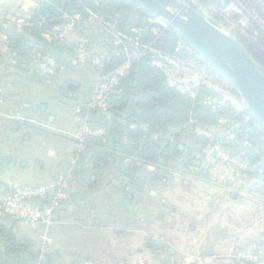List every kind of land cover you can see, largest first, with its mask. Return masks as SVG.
<instances>
[{
	"label": "rangeland",
	"instance_id": "1",
	"mask_svg": "<svg viewBox=\"0 0 264 264\" xmlns=\"http://www.w3.org/2000/svg\"><path fill=\"white\" fill-rule=\"evenodd\" d=\"M50 1L0 2V179L5 180V176L11 179L10 184L8 183L10 187L3 184L9 190L1 187L0 190L11 193L15 188L37 189L52 185L55 181H67L65 184L62 182L66 198L55 210L49 226L41 221L23 220L17 215L11 218L16 220L17 230L34 241L33 249L38 253L40 264H112L105 254L101 258L92 257L82 245L87 240L86 246L89 248L90 239L94 237V230L89 229V222L96 216L93 204H99V209L106 206V188L112 186L109 183V166L105 165L97 171L89 162L95 153L92 147L95 138L88 135L83 144L82 140H77V134L83 130L85 120H89L83 108L87 109L88 98L108 66H114V69L130 66L129 70L119 69V88L121 76L128 74L134 61L148 53L158 58L152 64L163 71L166 84L194 101L198 111L196 110L197 114L192 116L188 125L169 131L170 134L177 135L173 149L159 157L162 165L159 169L158 166H147L142 182L147 188L158 192V177L163 179L170 172L173 173L174 183L180 181L182 188H185L183 182L192 178L190 173L202 180L211 177L213 181L218 173L227 172L228 175L224 174L227 181L216 179L217 186H211L224 194L218 196L216 209H221L222 216L231 221L233 226L226 227L232 228L228 232L235 230L234 204L243 201L248 204L255 194L258 198L264 196L256 191L251 195L247 189L249 184L239 180L244 171L242 163H247L248 168L252 162L257 166L264 164V127L248 110L240 92L194 46L195 50L182 44V48L188 53L187 57L173 59L162 55L155 47L154 39L159 38L171 26L159 18L149 20L154 39L147 44L141 40L142 34L147 30L135 28L131 31L136 35L133 37L121 31L120 23L127 22L130 15L140 18L134 10L120 11L99 7V12L89 10V16L84 21L79 15L65 16L58 23L40 18L42 21L35 26L32 22L36 13ZM129 1L135 3L133 0ZM257 1L262 7L264 22V0ZM192 2L201 9L206 20L217 25L242 48L264 78V35L249 32L246 27L234 28L219 15L204 9V0ZM232 2L234 0L227 1L226 8ZM135 4L142 7L141 4ZM230 16L234 17V11ZM36 31L40 32L37 37L39 41L33 37V33L29 37L31 42H24L20 51L11 47L16 46L17 40L23 41L25 34ZM83 44L85 48H82ZM82 49L87 53L88 61L83 62L81 59V54L84 53ZM89 110L91 109L88 108L87 111ZM93 128L101 129L104 135V127ZM135 128L136 125H133L132 129ZM170 136L168 135L167 140L171 139ZM157 139L156 135L152 137V140ZM124 142H130V139L125 137ZM241 153H245L247 158L241 157ZM80 158L86 162L81 167ZM212 160L219 167L210 170ZM208 161L210 164L206 165ZM206 173L211 175L207 176ZM96 176L100 177L95 178ZM236 176L239 178L236 179ZM92 180L99 181V188H104L103 193L92 186ZM202 180L191 184L192 187L202 186ZM131 181L136 180L131 178ZM223 198H226L227 204L223 203ZM261 199L264 200V197ZM32 201L39 209L46 206V202L42 200ZM99 209L97 214L101 212ZM1 217L3 216H0V220L9 218ZM20 223L30 227V232L21 228ZM149 225L151 223L147 225L151 230L148 231L150 241L147 245L153 247V252H148V258L140 259L135 264H154L158 254L163 256L170 252L168 244L158 240V226L152 228ZM52 228L57 229L55 236L61 232L68 235L70 240L76 239L81 245L80 253L71 252L72 249H68L65 244L67 237H62V240L56 241L63 248V252L58 255L55 251L59 247L54 248V241L51 239ZM106 230L107 228L103 231L106 233ZM3 243V236L0 235V250ZM48 250L53 252L51 259L45 257ZM239 256L240 254L238 258L242 264H264V260L259 257L250 258L253 256L249 253ZM176 259L174 264L183 261L186 263V258L182 255ZM207 261L205 264L237 262L235 259L224 258L219 261L213 257Z\"/></svg>",
	"mask_w": 264,
	"mask_h": 264
},
{
	"label": "crops",
	"instance_id": "2",
	"mask_svg": "<svg viewBox=\"0 0 264 264\" xmlns=\"http://www.w3.org/2000/svg\"><path fill=\"white\" fill-rule=\"evenodd\" d=\"M99 148V146L93 147L95 152H98ZM93 156L89 160L93 169L99 171L105 165L111 169L109 183L112 188H106V206L99 209V204L97 205L96 202L93 204L92 209L96 216L89 222V229L94 230V237L90 239L89 248L86 246L87 240L82 244L92 257L101 258L105 254L112 264H135L140 259L148 258L147 253L153 252V247L147 245L150 241L148 231H151L147 225L151 223L149 226L152 228L158 226V240L170 247V249L168 247L170 251L168 254L156 256L157 260L155 259L154 264H174L175 258L179 259V255L186 258V263L183 261L176 264H205L210 257L217 258L219 261L224 258L240 262L238 255L241 256L243 253H252L264 260V202H262L264 200L261 199L264 196L258 198L255 194L248 204L244 203V199H242L243 202L235 203V230L228 232L232 228L226 229V227L233 225L231 221H227V217L222 216V210H217L215 205L218 203V196L223 193L211 186H217L218 179L227 181L228 178H225L228 175L227 172L218 173L213 181L211 177L202 180L190 173L189 176L193 179H186L183 182L185 188L180 186V181L174 183L173 173L170 172L163 179L158 177L157 192L147 188L144 181L142 182L148 165L140 160L135 161L134 168L130 169L134 161L125 156L127 159H124L120 169L115 167L113 159L107 158L106 164H102L95 161ZM211 162L212 166H207L210 170L219 167L215 160ZM208 163L209 161L206 165ZM126 166L128 168H125ZM157 166L158 169L162 166L159 161ZM130 170H132L131 173ZM242 172V177L236 176V179L239 178L249 184L248 192L253 195L256 191L261 196L264 195V190L258 185L259 179L263 178L258 177L253 169L247 173ZM206 174L208 176L210 173ZM98 177L100 176L95 178ZM131 178L136 181L132 182ZM1 179L0 182L10 187L11 179L6 176L5 180ZM198 180L204 181V184L192 187L191 184L200 182ZM92 183L98 192L103 193L104 188H99V181L92 180ZM223 199H225L223 203L227 204L226 198ZM98 209L101 211L100 214H97ZM230 211L231 213L233 211L231 206ZM20 225L25 231L30 232V227L21 223ZM105 228H107L106 233L103 231ZM56 231V228H52L51 239L54 241V248L59 247L55 251L58 255L63 252V248L58 246L56 241L62 240V237H67L65 244L68 249H72L71 252L80 253L81 245L76 239L70 240L68 235L61 232L55 236ZM32 242L34 244V241ZM52 254L53 252L48 250L45 252V257L51 259Z\"/></svg>",
	"mask_w": 264,
	"mask_h": 264
},
{
	"label": "trees",
	"instance_id": "3",
	"mask_svg": "<svg viewBox=\"0 0 264 264\" xmlns=\"http://www.w3.org/2000/svg\"><path fill=\"white\" fill-rule=\"evenodd\" d=\"M99 7L136 11L140 18L130 15L127 22L120 23L121 31L133 37L136 36L131 33L133 29L147 30L148 32L141 36L142 42L147 44L154 39L149 20L155 16L129 0H51L36 13V18L32 23L38 26L42 21L40 18H47L49 21L58 23L65 16L74 15H79L84 21L89 16V10L99 12ZM4 31L9 33L8 30L4 29ZM32 34L39 41L37 37L40 32H31L25 34L23 41L17 40L16 46L11 45V47L20 51L24 42H31L29 37ZM154 40L157 50L165 57L173 59L181 56L187 57L188 53L182 48V44L194 49L172 27ZM155 58L158 60L154 55L146 54L145 57L134 61L128 74L121 76V87L107 98L111 117H107L99 109L87 111L83 108L87 112L86 115L92 127L101 126L105 129L104 135L93 139L92 147H100L93 156L95 161L106 164L107 158H110L114 160L115 167L120 168L124 159L129 157L131 161H134L130 169L134 168L133 164L138 160L148 166H157L159 157L165 155L175 145L174 140L177 135H172L169 131L172 128L188 125L193 119L192 116L195 117L197 114L198 108L194 101L166 84L163 71L152 64ZM121 81L124 83L121 84ZM133 125L137 127L135 130L132 129ZM144 129L149 132L146 133ZM154 135L158 136L157 140H152ZM168 135H171L170 140H167ZM125 137L129 138L130 142H124ZM235 155L238 156V154ZM240 156L247 158L245 153H241ZM84 163V159L80 158V167ZM250 167L256 172L259 168L264 169V164L257 166L252 162ZM0 187L9 190L2 182H0ZM16 223V220L11 218L0 220V235L3 236L4 241L0 250V264H40L38 253L33 249V242L17 230ZM236 264L241 263L236 262Z\"/></svg>",
	"mask_w": 264,
	"mask_h": 264
},
{
	"label": "water",
	"instance_id": "4",
	"mask_svg": "<svg viewBox=\"0 0 264 264\" xmlns=\"http://www.w3.org/2000/svg\"><path fill=\"white\" fill-rule=\"evenodd\" d=\"M12 0H0L8 2ZM178 31L240 92L248 110L264 127V78L237 43L201 14L192 0H133ZM225 58H224V57ZM114 66H108V71ZM44 109V108H43ZM104 115L111 117L110 111ZM54 194V191L52 192Z\"/></svg>",
	"mask_w": 264,
	"mask_h": 264
},
{
	"label": "built area",
	"instance_id": "5",
	"mask_svg": "<svg viewBox=\"0 0 264 264\" xmlns=\"http://www.w3.org/2000/svg\"><path fill=\"white\" fill-rule=\"evenodd\" d=\"M227 1L229 0H204V5L202 7L217 16L219 15L222 20L225 19L234 28L246 27L249 32H254L256 35H264V22L262 20L263 10L257 0H234L230 7L226 8ZM232 11H234V17L230 16ZM82 48H85L84 44ZM82 50L84 53L81 54V59L83 62L88 61L89 57H87V53L84 49ZM119 69L129 70L130 66L127 65L124 68L116 67L111 73L107 68L103 76H101L99 84L95 86L88 98L87 109H99L102 112L109 111V102L107 98L117 89V73ZM82 126L83 130L78 132L77 140H82L83 144L84 140L88 138V135L90 138H97L103 135V131L101 129H94L88 119L85 120ZM235 163H237V160H235ZM241 166L245 172L252 170L250 169L251 167L248 168L249 165H247V163H242ZM256 174L258 177L263 178L261 180L259 179L258 185L260 188H264V170L259 168L256 170ZM63 180L55 181L52 185L37 189L15 188L11 193L0 190V216H3L1 218H15L17 215L23 220L32 222L41 221L49 226L55 210L66 198V192L63 188L66 180ZM62 182L64 184H62ZM53 191L54 194H52ZM32 199H39L46 202L45 208H37ZM249 255L253 256L250 258L256 259L257 257L252 253H249Z\"/></svg>",
	"mask_w": 264,
	"mask_h": 264
},
{
	"label": "bare ground",
	"instance_id": "6",
	"mask_svg": "<svg viewBox=\"0 0 264 264\" xmlns=\"http://www.w3.org/2000/svg\"><path fill=\"white\" fill-rule=\"evenodd\" d=\"M224 57V56H223ZM225 58V57H224Z\"/></svg>",
	"mask_w": 264,
	"mask_h": 264
}]
</instances>
